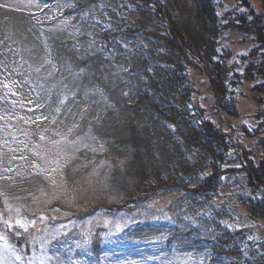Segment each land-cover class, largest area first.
Masks as SVG:
<instances>
[{"label": "trees", "instance_id": "trees-1", "mask_svg": "<svg viewBox=\"0 0 264 264\" xmlns=\"http://www.w3.org/2000/svg\"><path fill=\"white\" fill-rule=\"evenodd\" d=\"M60 1H77L84 13L86 7L91 11L110 6L137 13L130 21L102 15L98 31L91 33L92 58L83 62L78 74L80 82L96 76L104 86L112 85L147 121L133 119L125 136L113 142L115 149H101L112 163L100 167L98 178L106 193L111 191L116 198L101 212L112 218L120 213L137 216L140 205L158 194L174 198L166 199L170 208L142 213L144 217L113 231L111 241L138 224L180 223L159 238L167 235L159 257L163 264L215 263L211 250L180 251L176 240L182 235L211 239L224 264H264V17L259 20L251 10L242 9L245 0H237L233 10L224 0ZM63 16L40 18L49 22ZM89 20L84 17L85 24ZM234 36L240 38L239 45H249L245 52L230 46L237 43ZM242 100L249 101L246 111L241 109ZM113 108L108 112L120 121V108ZM113 126L110 121L105 124ZM4 127L12 129L10 124ZM90 131L99 137L105 134L96 122L82 137ZM11 159V152L0 148V177L10 176L15 164ZM35 167L40 164L34 171ZM189 208L195 211L182 220ZM197 225L207 232L197 230ZM107 227L99 232L105 233ZM42 230L40 226L30 238L38 246L46 241ZM87 245L95 264H112L108 246L114 243L89 239ZM6 251L13 255L11 248Z\"/></svg>", "mask_w": 264, "mask_h": 264}, {"label": "rangeland", "instance_id": "rangeland-1", "mask_svg": "<svg viewBox=\"0 0 264 264\" xmlns=\"http://www.w3.org/2000/svg\"><path fill=\"white\" fill-rule=\"evenodd\" d=\"M236 1L224 0L229 10ZM245 3L248 7L242 9L251 10L249 13L262 20L264 1L245 0ZM85 10L86 13L77 1L71 4L60 0H0V101L5 94L6 100L15 106L0 103V148L11 152V160L15 161L10 176L0 177V237H3L0 254L5 259L14 257L5 250L18 240H24L15 235L14 228L8 237L3 235L7 228L5 221L9 218L14 222L35 221L28 224L32 230L44 224L43 232L57 237L49 242L48 249H44L51 254V259H45L43 264H78L89 256L86 238L107 239L118 244L117 240L109 238L113 231L133 222L136 217H144L143 214L172 206L166 199L171 200L174 195L168 197L162 193L141 204L137 216L120 213L112 218L101 212L104 205L116 201L114 193H106L98 178L100 167L112 163L111 160L107 163L101 149H115L113 142L125 136L133 119H142L144 123L146 118L143 114L136 115L138 109L127 106L112 85L104 86L96 76L87 77L83 82L78 78L83 62L92 58L90 44L94 42V36L91 33L98 31L101 25L97 22L102 15L108 13L130 21L137 13L118 7L113 10L111 6L91 11L86 7ZM51 14L64 16L62 19L52 17L49 22L40 18ZM84 17H88L90 23L85 24ZM234 39L237 43L232 42L230 46L235 51L245 52L249 45H239L238 36ZM248 102L242 100L240 103L243 111ZM113 106L120 108V121H115V114L109 113ZM19 112L23 113L22 117ZM108 121L114 123L111 129L105 127ZM95 122L105 134L99 137L96 131H90L82 137L88 125ZM8 124L12 129H5ZM43 161L48 163L46 167L41 165ZM36 163L40 167H35L34 171ZM114 183L117 187V182ZM44 203L48 204L46 208H42ZM79 204L86 207L81 208ZM6 212L10 213L9 218H5ZM42 212L45 214L40 217ZM191 213L190 208L183 211L184 216ZM102 226L108 227L101 234L99 228ZM158 231L159 228L150 225H139L126 234L117 247L110 248L113 256L110 255L109 261L112 264H140L137 259L141 258L142 264L147 263L145 257L158 252L155 244ZM24 234L29 244L30 231ZM60 234L65 235L57 236ZM41 248L35 251L41 254L44 247ZM191 248L190 241H179V249ZM13 250L17 251L16 248ZM28 261L23 259L22 264H29ZM92 261L93 258L89 260Z\"/></svg>", "mask_w": 264, "mask_h": 264}, {"label": "snow or ice", "instance_id": "snow-or-ice-1", "mask_svg": "<svg viewBox=\"0 0 264 264\" xmlns=\"http://www.w3.org/2000/svg\"><path fill=\"white\" fill-rule=\"evenodd\" d=\"M41 138H43V137H41ZM29 223H32V224H34L35 223V221H31V222H29V221H25V220H16V222H15V224H16V226L18 227V229H23V231L26 233L27 231H28V224ZM5 224L9 227V228H11L13 225L10 223V221H5ZM117 227H119V225H117ZM22 233L19 231V230H17L16 232H15V235L16 236H20ZM0 239H3V237H0ZM13 255H14V259H15V261H18V262H21V264H22V262H23V257L18 253V252H15V250H13ZM29 264H31V261H29ZM41 264H43V261H41Z\"/></svg>", "mask_w": 264, "mask_h": 264}]
</instances>
